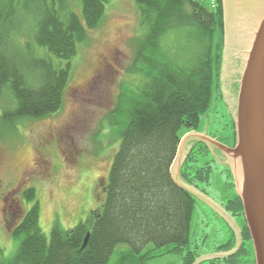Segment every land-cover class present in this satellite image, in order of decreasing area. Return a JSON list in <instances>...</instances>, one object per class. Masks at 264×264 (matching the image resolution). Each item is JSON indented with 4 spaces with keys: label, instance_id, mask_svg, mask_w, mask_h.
<instances>
[{
    "label": "trees",
    "instance_id": "trees-1",
    "mask_svg": "<svg viewBox=\"0 0 264 264\" xmlns=\"http://www.w3.org/2000/svg\"><path fill=\"white\" fill-rule=\"evenodd\" d=\"M134 1L145 32L135 41L129 75L141 78V85L137 80L130 85L138 90L123 86L104 122L121 128L103 204L72 228L56 222L48 239L40 226L37 190L27 188L23 199L32 206L11 230L13 237L21 238L19 249L1 264H107L122 244L131 251L117 264H149L167 255L181 256L183 264L197 259V251L190 249L197 200L175 182L172 166L184 133L199 129L215 88H222L223 0H213L211 7L199 0ZM109 2L82 0L78 14L69 0H0V94L8 91L15 103L2 115L9 127L63 108L78 47L100 26ZM169 36L177 37L176 50L164 48ZM186 52L191 57H181ZM233 140L236 144L235 130ZM201 156H209L210 162H202ZM212 162L217 160L204 145L194 148L184 164L183 180L205 192L212 182ZM222 167L225 185L235 190L230 166ZM224 205L233 216L243 218L244 241L236 257L217 263L241 264L239 258L251 253L256 264L241 197L235 191ZM8 222L13 226L15 219ZM149 244L154 247L143 252Z\"/></svg>",
    "mask_w": 264,
    "mask_h": 264
},
{
    "label": "rangeland",
    "instance_id": "rangeland-1",
    "mask_svg": "<svg viewBox=\"0 0 264 264\" xmlns=\"http://www.w3.org/2000/svg\"><path fill=\"white\" fill-rule=\"evenodd\" d=\"M199 1L207 7L213 5V0ZM69 3L73 11L81 14L82 0H69ZM144 32L134 0H110L100 26L90 31L88 39L78 47L64 105L58 113L38 120H21L13 129L2 115L13 109L15 103L8 91L0 94V264L11 260L19 249L21 238L13 237L11 230L32 206L23 199L22 194L27 188L37 190L41 205L40 226L48 239L56 222L64 229L72 228L86 219L91 210L103 204L104 188L120 144L116 136L121 128H110L104 122L115 109L123 86L138 90L130 83L140 82L141 78L130 76L129 69L134 60L135 41ZM176 38L169 36L165 43V37L164 48L172 50L178 46ZM20 40L25 42V37ZM36 48L43 54L41 48ZM49 57L56 64L59 62L52 55ZM181 57L191 55L186 52ZM223 70L224 49L220 69L222 88H215L212 104L199 129L185 132L184 139L193 132L205 133L206 129V134L218 142L235 145L233 119L223 86ZM110 132L113 135L110 136ZM201 144L217 160L211 163L214 168L212 182L205 192L190 185L212 199L232 218L241 236L240 248L244 241L243 218L233 216L224 205L225 198L235 193L231 186L227 188L225 185L226 173L222 166L226 164L214 156L204 141H198L192 150ZM200 159L210 162L209 156H201ZM194 197L197 204L191 225L190 249L198 253L194 264H211L210 261H219L227 255L203 262L200 257L229 248L234 241L233 233L216 210L196 195ZM11 218L15 219L13 226L8 222ZM153 247L149 244L143 252ZM130 251L129 245H119L107 264H117L121 255ZM248 257L249 263L243 260L241 264H253L250 261L253 255L250 253ZM149 264H183V259L179 255H167L152 259Z\"/></svg>",
    "mask_w": 264,
    "mask_h": 264
},
{
    "label": "water",
    "instance_id": "water-1",
    "mask_svg": "<svg viewBox=\"0 0 264 264\" xmlns=\"http://www.w3.org/2000/svg\"><path fill=\"white\" fill-rule=\"evenodd\" d=\"M223 11V86L236 131V144L224 145L207 135L206 129L205 133H190L181 140L172 175L181 188L211 206L231 227L232 245L200 257L201 262L235 251L241 238L235 222L180 175L182 164L195 144L198 141L208 143L214 156L232 170L253 241L256 264H264V0H223ZM87 241L88 238L85 245Z\"/></svg>",
    "mask_w": 264,
    "mask_h": 264
},
{
    "label": "bare ground",
    "instance_id": "bare-ground-1",
    "mask_svg": "<svg viewBox=\"0 0 264 264\" xmlns=\"http://www.w3.org/2000/svg\"><path fill=\"white\" fill-rule=\"evenodd\" d=\"M235 191H236V187H235ZM237 192V191H236ZM251 236V235H250ZM252 240V239H251ZM252 243H253V241H252ZM241 244H243V242L241 243ZM241 248V247H240ZM239 247H237V249L235 250V251H233V252H231V253H229V254H227V256L225 257V258H230V257H236V255L239 253V249H240ZM253 251H254V248H253ZM242 258H239V260L241 261V262H243V260L244 261H247L248 260V263H249V257L247 256V255H243V256H241ZM254 257H255V251H254ZM217 261V259H214V260H212V261H210V263H212V262H216ZM250 261L252 262L253 260L252 259H250ZM255 263H256V259H255Z\"/></svg>",
    "mask_w": 264,
    "mask_h": 264
}]
</instances>
